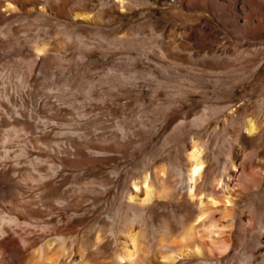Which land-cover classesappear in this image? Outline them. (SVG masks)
Listing matches in <instances>:
<instances>
[{"label":"rangeland","instance_id":"1","mask_svg":"<svg viewBox=\"0 0 264 264\" xmlns=\"http://www.w3.org/2000/svg\"><path fill=\"white\" fill-rule=\"evenodd\" d=\"M2 222L100 232L103 264L132 235L152 264H264V0H0Z\"/></svg>","mask_w":264,"mask_h":264},{"label":"bare ground","instance_id":"2","mask_svg":"<svg viewBox=\"0 0 264 264\" xmlns=\"http://www.w3.org/2000/svg\"><path fill=\"white\" fill-rule=\"evenodd\" d=\"M7 7H15V5L8 3ZM73 17L77 18L79 16L75 14ZM39 51L41 52L42 49H40ZM248 130L249 132H252L254 130V124L252 123L251 120H248ZM195 149L191 150L188 154L189 157L188 172H189V179L192 183H195L196 180L200 176H202L201 173L204 167L203 166L204 159L203 160L201 159L199 153L201 151H199V149L198 151ZM220 182L222 183L223 181ZM136 185L138 186V184ZM225 185L228 186L227 184ZM138 188L137 190H139ZM137 190L133 191V194L131 195V199L138 200L140 191L138 192ZM151 191L153 192V190ZM146 194H148V196L147 197L144 196V198L142 197L143 199L141 198V202L148 201L149 196L151 197L149 191H147ZM190 195L192 196V198L195 197L198 198L200 202L202 201V197L201 196L198 197V194L193 192V186L190 187ZM204 216L205 215L203 214H199L195 221H197V223L198 221L200 222V220L204 219ZM13 219L15 220V218H12V221ZM1 220H4L3 217H1ZM7 222H11V221H7ZM15 222L18 221L16 220ZM47 225L48 227L50 226L49 223H47ZM7 226L8 225H6L4 222L0 224V264H103L104 263L103 259L96 256V254L106 251L107 248L105 239L100 232H98L91 241L90 249L86 250L85 248L82 249V246L81 247L79 246L82 245V243L84 242L82 240L83 236L81 237L76 236V238L74 237V239L70 237L71 238L70 240L68 237L63 238V236L57 235L56 234L57 232L56 233L53 232V234L50 233L52 235L46 237L41 243L38 244L35 243V241L32 242H27L26 240L21 241V239H18L16 236L12 235L9 232ZM193 227L194 226H190V229L192 230ZM60 231L62 230L60 229ZM77 244L78 247H76ZM148 250L149 248H147L142 241H140L136 236L132 235L130 236L128 243L125 244V247H123V249H120V251L117 250L115 252V255L113 257L114 260L113 259L112 260L114 261V264H152ZM195 251L197 253H202L199 246L195 247ZM168 256L166 258H168Z\"/></svg>","mask_w":264,"mask_h":264}]
</instances>
